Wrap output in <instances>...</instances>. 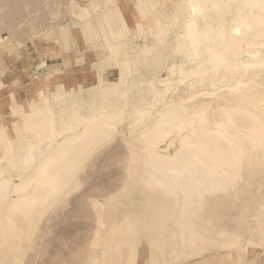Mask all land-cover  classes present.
I'll list each match as a JSON object with an SVG mask.
<instances>
[{
    "label": "bare ground",
    "instance_id": "6f19581e",
    "mask_svg": "<svg viewBox=\"0 0 264 264\" xmlns=\"http://www.w3.org/2000/svg\"><path fill=\"white\" fill-rule=\"evenodd\" d=\"M234 8L231 19L222 12L220 20L205 10L199 17L189 12L182 35L194 36L189 46L200 59L196 64L172 61L164 65L166 75L153 74L151 81L161 86L155 88V97L162 100L157 114L139 111L130 94L120 107H112L106 98L104 104L78 101L58 116L47 108L33 110V125L24 127L15 142H5L6 150L0 153V163L8 165H0V258H9L6 264L20 263L22 255L12 252L21 250L23 239L73 188L93 150L119 131L118 124L133 130L134 120L145 125L138 138L126 140L136 158L117 193L122 202L105 199L90 205L97 222L87 244L90 264L101 263L110 251L123 264H203L228 258L257 233L263 239L260 219L252 225L237 217L242 226L237 228L222 223L225 217L219 214H206L208 207L214 208L211 199L237 196L245 167L264 163V0H241ZM204 20L206 26H196ZM203 50L209 54L206 60ZM229 51L230 59L225 56ZM239 68L247 73L244 78ZM127 179L156 195L152 204L145 201L149 215L142 232L137 230L142 219L119 212L121 206H133L123 198L131 192ZM133 220L138 224H131ZM143 237L148 247L140 251ZM112 241L130 245L120 248L122 244ZM247 250L243 257L230 258L233 264H250L254 250Z\"/></svg>",
    "mask_w": 264,
    "mask_h": 264
},
{
    "label": "rangeland",
    "instance_id": "374dc122",
    "mask_svg": "<svg viewBox=\"0 0 264 264\" xmlns=\"http://www.w3.org/2000/svg\"><path fill=\"white\" fill-rule=\"evenodd\" d=\"M15 1L0 0V153L6 150L5 142H15L24 134V127L33 125L35 109L47 108L58 116L78 101L104 104L106 98L112 107H120L126 94H130L139 111L151 109L146 111L149 116L157 114L162 100L160 95L155 97V88L161 86L151 81L153 74L166 75L165 67L172 61L196 64L200 59L196 49L189 46L194 36L185 39L182 35L189 12L199 17L205 10V14L219 20L223 12L224 18L231 19L237 11L234 6L241 0ZM206 22L199 21L196 26L204 27ZM203 51L206 60L209 54ZM231 54L229 51L225 56L230 59ZM237 73L243 78L247 75L242 68ZM260 75L264 83V70ZM169 93L173 98V90ZM135 123L134 120L133 130L118 124L119 131L93 150L74 178L73 188L23 239L21 250L12 252L22 255L19 264H90L87 244L95 236L97 224L93 201L122 202L117 193L123 188L128 166L136 158L126 140L128 136L138 138L145 125L142 121ZM2 163L8 166L6 161ZM125 182L131 192L123 198L133 206H121L119 212H133L131 217L142 219L141 226H135L142 232L146 226L143 220L149 215L145 201L152 204L156 195L131 179ZM237 196L211 199L214 208H207V216L219 214L225 217L222 223L237 228L241 226L235 221L237 217L252 225H258L260 219L264 229V163L244 168ZM256 211L258 215L247 218ZM133 221L131 224H138ZM258 234L243 241L244 247H235L236 252L228 258H211L203 264H233L230 258L245 256L246 249L254 250L250 264H258V260L264 264V237L260 239ZM116 244H122L120 248L130 245ZM146 244L143 237L139 250ZM104 255L107 258L99 264H123L117 263L119 257L114 252ZM9 261L0 258V264Z\"/></svg>",
    "mask_w": 264,
    "mask_h": 264
}]
</instances>
